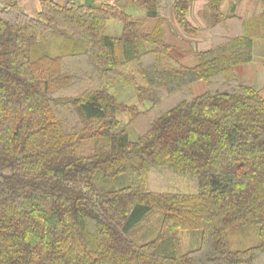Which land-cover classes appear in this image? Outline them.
<instances>
[{"label":"trees","instance_id":"obj_1","mask_svg":"<svg viewBox=\"0 0 264 264\" xmlns=\"http://www.w3.org/2000/svg\"><path fill=\"white\" fill-rule=\"evenodd\" d=\"M223 1L196 21L194 0L0 3V264H258L264 96L235 68L253 60L264 0L230 15ZM123 77L137 104L113 94ZM154 171L184 184L154 189ZM244 227L258 242L235 248Z\"/></svg>","mask_w":264,"mask_h":264},{"label":"rangeland","instance_id":"obj_2","mask_svg":"<svg viewBox=\"0 0 264 264\" xmlns=\"http://www.w3.org/2000/svg\"><path fill=\"white\" fill-rule=\"evenodd\" d=\"M247 1L248 0H239V3L242 4V9H244L245 5L249 6L250 2L248 1V3H249L248 4ZM119 2L123 3V2H127V0H119ZM131 9L132 8L130 7L128 9V11L129 10L131 11ZM256 14H258V12ZM262 23L264 24V19L262 16H257L256 18L252 19L253 26L255 28H257L255 30V31H257L255 40L259 41L263 45L264 44V36H262L261 34H264V29L261 28ZM194 25H195V23H194ZM197 25L199 26L200 24L197 23ZM199 28H200V26H199ZM120 31H121L120 22H118L116 20L110 21V23L108 24L107 29H106L107 35L119 36ZM255 31H253V32H255ZM200 34L202 36V30H201ZM258 50H259V48H258ZM260 52L261 53L263 52L262 49L260 50ZM258 59H259V57H258ZM256 62H259V61L256 60ZM248 71L250 72L251 76H254V78H252V80L250 82V83L253 82L251 85H253L259 91H261L262 96H264V78H262L264 70L261 71V69L259 67H251ZM112 92L119 101H122V102L128 103V104H137L138 103L137 97H136L134 90H133V86L130 83L129 79L126 77H123L122 79H120L117 82V84L115 85ZM118 117L121 119V121H125L128 116H127V114L119 113ZM135 136H136V130L134 128H131L130 129V138L133 139V138H135ZM178 182H179V180L176 177H173L171 174H159L156 171L151 173V185H152V188H154V189H165L167 187L175 188L177 185L182 186L184 184V181L179 182V183ZM143 230H144V227L140 226V228H138V230L135 232V235L141 234L143 232ZM181 235H182L183 247L190 249V248L197 246V244H198L197 233L190 232V231H184L181 233ZM230 238H231L230 239L231 244L235 248L250 247L252 245L257 244V242H258V237L256 235V229L253 227H244V228L237 229L234 232H232ZM257 262H258V264H264V256L262 258H260V260H257Z\"/></svg>","mask_w":264,"mask_h":264},{"label":"crops","instance_id":"obj_3","mask_svg":"<svg viewBox=\"0 0 264 264\" xmlns=\"http://www.w3.org/2000/svg\"><path fill=\"white\" fill-rule=\"evenodd\" d=\"M5 1H10V0H0V3H4ZM13 1H17L19 3L20 7L25 12H27L29 14H34L39 9L40 0H13ZM58 1L60 4H65L68 0H58ZM75 1L80 2V3L98 4V3H102V2H105L108 0H75ZM206 2H207V0H194L192 8H191V12H190L191 18H193V20H195V21L199 20L198 15L200 17V14L204 10ZM238 2H239V0H224L222 3L223 12L227 15H230L233 11L234 4H236ZM131 13H132V15H142V14H144V10L141 8H132ZM198 24H200L199 25L200 28L194 34L195 37L193 38V40L194 41L196 40L195 42H196L197 48L199 50H204V49L209 48L211 45V33H210V30L206 27V25L204 23L199 21ZM171 26H172V29L174 31L184 35L183 31L175 23H172ZM236 27H238V26L233 27V28H235L234 31H236V29H237ZM201 30H202V36L200 34ZM260 44L261 43L259 41L254 40V47H253V56L254 57H253V60L249 63L239 65L235 68V72H236L237 76L244 83H247L249 85H251L253 83V82L252 83H250V82H251L252 78H254V76H251L250 72L248 70L251 67H259L261 69V71L264 70V44L263 45L262 44L260 45ZM193 46H195V45L193 44ZM258 48H259V50H258ZM261 49L263 51L262 53L260 52ZM258 57H259V59H258ZM256 60H258L259 62H256ZM262 78H264V73H263Z\"/></svg>","mask_w":264,"mask_h":264},{"label":"built area","instance_id":"obj_4","mask_svg":"<svg viewBox=\"0 0 264 264\" xmlns=\"http://www.w3.org/2000/svg\"><path fill=\"white\" fill-rule=\"evenodd\" d=\"M110 3H112L114 0H108Z\"/></svg>","mask_w":264,"mask_h":264}]
</instances>
